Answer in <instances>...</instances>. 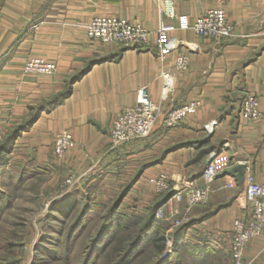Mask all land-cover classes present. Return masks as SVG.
Here are the masks:
<instances>
[{"label":"crops","instance_id":"crops-1","mask_svg":"<svg viewBox=\"0 0 264 264\" xmlns=\"http://www.w3.org/2000/svg\"><path fill=\"white\" fill-rule=\"evenodd\" d=\"M219 4L216 0H0V130L27 118L32 105L69 88L67 96L43 110L17 140L28 134L45 165L55 136L71 132L76 144L68 152L67 164H84L87 169L81 168V174H89L90 183L96 185L103 175L105 186L115 193L138 171L122 201L160 173L168 174L173 183L187 177L202 185L209 154H198L210 146L225 149L234 161L232 168L244 164V177L239 178V170L220 174L209 204L195 207L197 213L210 214L194 227L232 228L235 219L251 209L246 174L264 181V115L250 120L239 113L243 97L250 94L258 97L264 111V0H224L234 31L219 43L180 26L177 15L193 21ZM168 5L176 16L169 15ZM107 14L142 23L150 30L149 40L125 45L89 37L88 23ZM162 25L180 40L178 50L189 54L186 70L174 68V54L160 57L156 37ZM31 57L54 61L55 73H26L24 66ZM164 70L174 72L166 97L160 76ZM143 86L160 104L155 129L115 145L112 121L136 103ZM193 99L201 102L195 113L175 127L164 125L167 110ZM228 175L235 176L234 186L228 185ZM176 190L175 186L170 191ZM246 254L252 263L264 264V232L249 241Z\"/></svg>","mask_w":264,"mask_h":264},{"label":"rangeland","instance_id":"rangeland-1","mask_svg":"<svg viewBox=\"0 0 264 264\" xmlns=\"http://www.w3.org/2000/svg\"><path fill=\"white\" fill-rule=\"evenodd\" d=\"M14 126L1 130L0 144L7 139ZM17 139L7 154L8 161L0 164V264H83L89 244L103 226L106 232L91 255L89 264H115L153 210L158 224L147 232L136 253L124 264H153L159 259H163L165 264H195L190 258L189 250L184 247L186 245L176 246V249L173 246V232L191 221L194 223L188 227L184 236V241L189 244L190 249L200 243H207L219 252L205 264H254L249 260L246 251L249 241L255 237L246 242L238 258L232 244L233 227L226 230L194 227V224L209 214L197 213L195 207L209 204L214 181L207 201L193 206L188 203L187 198L176 201L175 198L170 200L171 196L157 207V203L172 187L176 186L179 190L189 184L187 177H184L181 183H173L165 173L156 174L145 184L137 186L138 188H134L127 199L122 201L134 184L138 171L130 176L129 183H124L120 190L110 193L109 187L103 182V175L94 185V182L90 183L89 174H81V168L85 167L84 171L87 169L84 164H67V155L71 149L65 157L59 158L53 145L50 159L44 165L39 162L36 156L38 151L33 148L28 134ZM152 161H148L146 166ZM97 169L99 170L100 166ZM162 174L168 186L158 190L157 182L162 178ZM203 185L204 181L202 185L197 184L199 187ZM72 193H77L78 203L65 216L55 209L52 210L56 201L66 199ZM86 200L90 201L91 206L67 243L65 239L68 231ZM112 205H116L117 214L131 216L130 219L120 221L116 215L112 225L106 220ZM183 217V223L175 225V221ZM124 222L129 226L123 228ZM158 235L166 238L163 250H159L152 243ZM117 244H120L119 248Z\"/></svg>","mask_w":264,"mask_h":264},{"label":"built area","instance_id":"built-area-1","mask_svg":"<svg viewBox=\"0 0 264 264\" xmlns=\"http://www.w3.org/2000/svg\"><path fill=\"white\" fill-rule=\"evenodd\" d=\"M216 1L220 3L219 6L207 9L193 21L190 20L188 15H177L180 26L191 28L198 35L217 43L231 37L234 26L227 18L226 10L222 4L224 0ZM167 12L170 16H176L173 7L169 5ZM86 28L88 36L93 39L125 45L146 43L150 36V30L142 23L109 14L94 17ZM156 46L161 58L174 54V68L177 71H184L188 68L190 56L185 51L178 50L181 47V42L177 37L170 34L169 26L162 25L159 27ZM56 69L57 65L54 61L42 57L28 58L24 66L26 73L49 75L55 73ZM160 76L163 85V96L166 97L173 88L174 72L164 70ZM200 105V100L193 99L167 110L164 116V125L169 128L180 125L187 116L195 113ZM160 109V104L153 100L147 86L140 87L136 103L126 107L112 121L110 135L113 143L116 145L122 144L149 135L158 122ZM239 113L242 118L250 120L258 119L264 115L258 97L253 94L243 97ZM75 144L71 132L61 131L55 137L54 152L59 158H63ZM233 165L234 161L227 150H212L209 154V161L202 173L204 185L199 187L189 182L183 189H177L170 200L175 198L176 201H180L187 198L191 206L206 202L213 181L220 174L232 168ZM161 176L162 178L157 182L158 190L165 189L168 186L167 181H164V174ZM235 182V176L228 175V185L234 186ZM245 182L246 198L251 209L246 216L236 218L234 221L232 244L235 246L238 258H240L246 242L264 232V181H257L252 173H248L245 176ZM183 220H185V217L181 220L177 219L175 225L183 223Z\"/></svg>","mask_w":264,"mask_h":264},{"label":"trees","instance_id":"trees-1","mask_svg":"<svg viewBox=\"0 0 264 264\" xmlns=\"http://www.w3.org/2000/svg\"><path fill=\"white\" fill-rule=\"evenodd\" d=\"M69 93V88H66L64 91H61L57 94H55L53 97L46 99L36 105H32L30 107V113L28 115L27 118H25L23 121H21L20 123H18L17 125L14 126V128L11 129L10 134L8 135L7 139L5 141H2V143L0 144V164L5 162V160H7V154L11 151L12 145L15 142V140L19 137V135L27 130L38 118V116L40 115V113L43 110L52 108L54 106H56L63 98H65L67 96V94ZM214 147L210 146L207 147L205 149H203L201 151V153L198 154V157L200 155H204V154H210V152L212 151ZM214 150V149H213ZM216 150H222V149H216ZM8 161V160H7ZM173 194V191L168 192L165 197H163L158 203H157V207L161 204H163L164 202H166ZM77 193H72L70 195V197H67L66 199L60 200V201H56V203L53 205L52 210L55 209L57 210V212H60V214H62L63 216H65L69 210L71 208H73L75 205H77ZM90 201L86 200L83 204V206L81 207V211L79 212V214L76 217V220L74 222V224L72 225V227H70L68 234L66 236V241L68 243V240L70 239L71 236H73L74 232L76 231V228L78 225H80L83 220H84V216L86 215V212L88 211V209L90 208ZM116 205H112L106 215V220H108L110 223H112L114 221V218L117 216V220L121 219H130L129 217L131 216H126L123 213H116ZM210 214V213H209ZM207 216V215H206ZM134 218H136V216H132ZM156 217L154 216V210L151 214V216L149 217V219L146 221V223L144 225H142V227L138 230L137 235L135 236V238L129 242V244L127 245L126 251L125 253H123L121 255V258L119 260H117L115 262V264H124L125 262H127L138 250V247L141 243H143V240L145 238V235L147 234V232L151 229H153V227L155 228L156 225L158 224V222L156 223ZM125 223V224H124ZM123 224V228H125V226H129V224H127L126 222H124ZM194 222L191 221L190 223H186L183 224L182 226H180L179 228H177L174 232H173V236H174V249H176V246L180 247L183 245L185 248H187L189 250V255L190 258H192L195 261V264H205L207 262H209V260L214 259V257L217 256V254L219 253L217 249H215L214 247L208 245L207 243H200L198 245L192 246V248L190 249L189 244H186V242L184 241V236L187 232V229L189 226H191ZM113 225V223H112ZM105 227H101V229L98 231L95 239H93V241H91V243L88 246V252L85 256L84 259V263L83 264H89L90 261L89 260L91 255L93 254V252H95V250L98 248V245L100 243V240L102 239L105 231ZM129 239V238H127ZM126 239V240H127ZM165 237L164 236H160L158 235L157 237H155L152 240V243L159 248V250H163L164 249V244H165ZM66 243V244H67ZM118 248L120 246V244H117ZM166 262L163 261V259H159L158 261L154 262L153 264H165ZM178 264V263H177Z\"/></svg>","mask_w":264,"mask_h":264},{"label":"water","instance_id":"water-1","mask_svg":"<svg viewBox=\"0 0 264 264\" xmlns=\"http://www.w3.org/2000/svg\"><path fill=\"white\" fill-rule=\"evenodd\" d=\"M244 164H239L238 166L236 167H233V168H230L229 170H227L226 172L230 173L231 171H234V170H239V173H238V176L240 179H243V173H244Z\"/></svg>","mask_w":264,"mask_h":264}]
</instances>
